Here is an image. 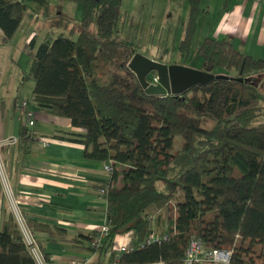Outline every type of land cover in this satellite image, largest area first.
Returning a JSON list of instances; mask_svg holds the SVG:
<instances>
[{
    "label": "trees",
    "instance_id": "1",
    "mask_svg": "<svg viewBox=\"0 0 264 264\" xmlns=\"http://www.w3.org/2000/svg\"><path fill=\"white\" fill-rule=\"evenodd\" d=\"M73 1L82 9L77 32L46 36L29 51L24 77L33 82L32 92L29 100L16 98L14 107L19 111L16 104L28 100L68 118L84 132L60 138L82 143L88 158L122 166L113 167L104 187L106 237L96 250L91 241L97 232L81 240L102 258L109 251L119 264H183L192 238L232 249L228 264H264V60L226 38L205 37L196 50L199 69L243 82L216 79L181 96L147 95L127 67L135 50L114 38L125 18L122 0ZM184 1L188 15L178 51L188 58L204 11L201 0ZM25 11L16 0H0L3 42L16 34ZM20 115L23 144L30 127ZM117 177L119 188L113 184ZM27 227L54 236L60 231L36 221ZM127 232L133 248L117 252L113 238ZM151 234L161 242L146 243ZM0 264H36L12 217L0 230Z\"/></svg>",
    "mask_w": 264,
    "mask_h": 264
},
{
    "label": "crops",
    "instance_id": "2",
    "mask_svg": "<svg viewBox=\"0 0 264 264\" xmlns=\"http://www.w3.org/2000/svg\"><path fill=\"white\" fill-rule=\"evenodd\" d=\"M16 1L24 4L26 11L13 38L3 42L0 32V46L15 40L18 45H25L24 51L30 56L29 51L34 52L46 36H65V27L70 25L73 29H68L67 33L77 32L76 24L82 12L79 3L73 0ZM132 1L128 9L121 12L125 15L124 21L128 18L133 22L134 17L146 13L150 5L163 14L162 19L154 18L155 21L165 24L173 20L177 27L184 23V31L188 15L184 0H154L152 4L146 0ZM66 7H73L76 15L80 11L79 18L71 19L66 15L64 11L69 12L63 10ZM201 8L204 14L197 27L200 42L209 36L226 38L240 52L264 60V0H201ZM65 16L69 17L67 25ZM51 29L57 33L50 32ZM31 40L33 49L28 48ZM16 98L21 99L16 94L10 101H5L0 92V230L12 217L23 240L21 227L11 209L13 201L24 218L25 227L36 239L46 264H73L86 260L95 264L103 256L88 247V240L81 239L98 232L107 222L106 199L99 192L110 179L104 169L106 161L88 158L82 143L59 137L81 135L84 132L81 128L72 126L66 117L38 108L34 110L35 124L29 128L30 139L19 143L22 119L14 107ZM14 138L18 139L17 143L9 142ZM27 221L60 231L55 236L46 231L31 232ZM130 242L131 233L117 234L113 238V247Z\"/></svg>",
    "mask_w": 264,
    "mask_h": 264
},
{
    "label": "rangeland",
    "instance_id": "3",
    "mask_svg": "<svg viewBox=\"0 0 264 264\" xmlns=\"http://www.w3.org/2000/svg\"><path fill=\"white\" fill-rule=\"evenodd\" d=\"M146 1L149 4H152L154 0ZM131 2L133 1L123 0L121 5L122 13H124V11L128 9V6ZM66 8L67 9L63 8V10H68L69 12L64 11V13L66 15H70L71 19H73L75 16L76 18H79L80 11L78 12V15H76L77 13L73 7ZM144 13L145 12L141 13L140 16H135L133 22H129L128 18L125 21L123 20L122 24L119 27L118 36H115L114 38L127 46V48L135 50V54H140L147 59L161 62L167 65L183 64L187 67L199 69L202 64V59L200 58V56H198L196 50L200 42V33H196L191 48V53L189 57L185 59L184 55L178 51L179 41L183 37L182 32H184V23L179 25L178 27L173 20L167 21V23L165 24L158 23V21H155L154 18L162 19L163 14L159 13L153 8V6L150 5L146 13ZM128 15L131 17V13H129ZM64 19L65 24L67 25L69 23V17L65 16ZM68 29H73V26L70 25L65 27V35L68 34ZM90 30L92 33L95 32V26H91ZM50 32L57 33V31L53 29H51ZM24 46L25 45H18L15 40H12L7 45L0 46V92L1 98L5 101H10L12 96H15L16 94L21 99H30L32 90L31 88L33 85L28 78L24 77V72L28 70L30 66L31 57L27 54V52L24 51ZM21 56H23V59H20ZM150 74L153 73L151 72ZM150 74L147 76V78L150 76ZM31 107L33 111L36 110L34 104H31ZM181 143L182 142L180 137H177L174 146L179 148L181 146ZM110 162L113 167H116V169H122V166L116 164L115 160L110 159ZM113 184L117 188L121 187V177H117L116 181ZM158 186L162 187V184H159ZM149 214L151 227L154 230L155 227H153V225L155 221V214L153 212ZM102 227L98 230V232L102 229ZM160 242L161 241H159L158 243ZM28 252L30 257L36 263V257L32 255L29 250Z\"/></svg>",
    "mask_w": 264,
    "mask_h": 264
},
{
    "label": "built area",
    "instance_id": "4",
    "mask_svg": "<svg viewBox=\"0 0 264 264\" xmlns=\"http://www.w3.org/2000/svg\"><path fill=\"white\" fill-rule=\"evenodd\" d=\"M258 2H261L262 0H257ZM149 82L150 83H157L158 78L155 73L150 74L149 76ZM17 109L20 111V113L23 115L25 123L27 127H32L35 124V113L33 109L31 108V103L28 100H23L20 103L16 104ZM6 140H4L5 142ZM9 141V140H8ZM9 142H12L13 144L18 142V139L14 138L11 139ZM105 171L110 174L113 169V165L111 164L110 160L105 162L104 166ZM100 194L104 196L106 194V190L103 188L100 191ZM12 204V212L14 213L19 226L21 227L22 233H23V242L30 251L32 255L36 257V264H46L44 261L41 250L39 248V245L36 241V239L32 236V234L27 230L24 224V218L19 213V211L16 209L13 201H11ZM109 229V223L105 222L102 229L97 232V235L93 237V240L91 241V246L94 250H96L101 240H103ZM165 238V237H164ZM162 237L156 234H151L148 239L146 240V243L154 242V241H161ZM131 244L128 245H122L118 248H114L117 252H129L132 250ZM233 250L232 249H221L216 247H208L205 245V243L200 239H190V241L187 244V247L184 251L183 256V264H228L231 258ZM73 264H91L89 261H74ZM95 264H119L117 261H111L109 259V251L106 253V256L103 259L98 260Z\"/></svg>",
    "mask_w": 264,
    "mask_h": 264
},
{
    "label": "water",
    "instance_id": "5",
    "mask_svg": "<svg viewBox=\"0 0 264 264\" xmlns=\"http://www.w3.org/2000/svg\"><path fill=\"white\" fill-rule=\"evenodd\" d=\"M127 67L134 73L144 93L147 95L181 96L192 86L205 85L216 79L243 82L242 77L209 73L181 64L167 65L135 53L130 58ZM151 72L157 75V83L153 84L148 81L147 76Z\"/></svg>",
    "mask_w": 264,
    "mask_h": 264
}]
</instances>
